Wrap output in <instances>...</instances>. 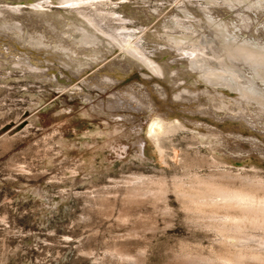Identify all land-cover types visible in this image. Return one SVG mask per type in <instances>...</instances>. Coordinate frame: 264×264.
I'll list each match as a JSON object with an SVG mask.
<instances>
[{"label":"rangeland","instance_id":"1","mask_svg":"<svg viewBox=\"0 0 264 264\" xmlns=\"http://www.w3.org/2000/svg\"><path fill=\"white\" fill-rule=\"evenodd\" d=\"M85 8L106 28L113 26V31L127 26L128 31L120 32L138 37L151 59L169 57L177 69L192 62V49H206L202 43L213 31L228 36V43L221 46L229 54L234 44L238 47L234 51L250 42L264 49V0H103L99 6ZM242 15L257 25L242 22ZM121 18L128 20L121 22ZM157 26H168L158 32L160 41L149 36L157 33ZM20 66L0 67V264L261 263L253 255L264 250L263 229L252 228L242 239L232 240L211 224L223 214L216 218L204 214L197 204L177 197L175 187L179 182L190 185L197 177L240 188L248 178L257 176L263 184L264 123L248 130L237 123L238 131L229 128L232 120L224 121L226 113L218 126L194 110V116L188 118L195 119V124L231 136L237 135L235 131L243 134L244 142L237 139L240 152L236 156L241 158H225L228 144L219 143L224 149L220 152L215 140L194 126L166 135L162 152L147 143L144 131L153 114H161L153 113L155 106L149 109L152 113L146 107H136L135 113L126 108L111 113L94 111L89 99L64 92L46 75L45 80L34 78V69ZM217 70L223 73L219 68L210 72ZM131 80L147 82L129 78L130 84L122 88L135 85ZM155 83L160 81L149 84ZM224 88L229 101H237L227 90L233 87ZM263 88L257 90L264 93ZM260 97L264 101V95ZM227 107L235 118L249 115L237 104ZM214 156L220 165H212ZM165 188L163 198L159 190ZM139 189L142 195H138ZM157 189L161 199L154 195ZM149 191L155 192L154 198L144 196ZM226 241L231 243L226 245Z\"/></svg>","mask_w":264,"mask_h":264},{"label":"bare ground","instance_id":"2","mask_svg":"<svg viewBox=\"0 0 264 264\" xmlns=\"http://www.w3.org/2000/svg\"><path fill=\"white\" fill-rule=\"evenodd\" d=\"M102 2L103 0H0V26H3L2 29L0 28V67L4 68L17 63L34 69L31 70L34 78L45 80L47 76L48 80L59 85L64 92L79 95L84 97V100L89 99L90 103L95 106L94 111L111 113L126 108V110L131 109L135 113L137 112L136 107H146L149 110L155 106V110L152 109L153 113L158 111L161 114H153L144 131L147 143L155 145L162 152L164 147L161 143L166 135L187 126H194L206 137L210 136L215 140L216 147L220 152H224V149L219 143L228 144L229 151H225V158L235 159V161L241 158V156H236V153L240 152L237 148V144H239L237 139L240 140L239 142H244L243 134L237 131H235L236 136H231L227 132L221 133L218 130L210 129V127L195 124V119L191 120L188 115L194 116L195 112L193 113V111L195 110L199 115L215 120V123L220 125V122L223 121L221 115L226 113L224 121L232 120L234 123H230L228 126L233 130L238 126L246 129L253 124L264 123V101L260 97L264 93L257 90L258 87L263 88L262 82H264V49L260 48L261 44L245 43V41L244 48L246 47V49L234 51L235 44L232 46L233 43L231 44L230 40L229 44L233 51L232 54H229L228 49L225 50L221 46L224 41L228 43V36L224 35L225 33L218 31L221 35L213 31L211 34H207L208 40L206 39L202 43L206 49H192V62H188L189 66H180L177 69L174 68L176 62L168 60L169 57L156 56L151 59L139 45L138 37L133 39L131 34L125 35L122 33L123 31L120 32L121 30L128 31L127 26L120 28L116 26L117 28H114L113 31V26L109 25L110 28L112 27L109 30L110 28L102 25L96 14L87 11L90 8H85L99 6ZM126 5L128 4L126 3ZM129 7L126 6L130 12L131 8ZM97 11L100 10L97 9ZM244 13L246 11H243V15H245ZM243 15L242 22L254 24L250 23V17H243ZM236 17L239 19L241 15L237 14ZM161 19L164 18L161 17ZM127 20L120 19L121 22ZM143 20L145 21V19ZM149 21H146L147 26ZM174 21H178V19ZM242 22L240 21L239 24ZM256 22L254 25H257ZM167 27L157 26V33H150V38L160 41L162 37L160 38L159 34L161 33L158 32ZM228 27L227 31H229ZM148 29L144 31L147 32ZM1 30L9 33H2ZM204 35L206 36V34ZM141 36L142 34L139 38ZM197 37H201V35L197 34ZM211 42L214 43L213 47L210 46ZM243 45L240 47L242 48ZM260 50L262 53L259 52ZM177 64L176 66H178ZM44 66L45 68H43ZM218 68L223 70V73L218 70V72H214ZM210 70L214 71L210 72ZM132 75L134 76L132 77ZM138 77L147 82L139 83L131 80L135 85L122 88L123 85L129 83V78ZM191 77L195 78L194 82L195 80L197 82L193 83ZM155 80L160 81L163 85L160 83L149 84ZM201 85L204 88L200 90ZM227 85L233 87V90H227L232 91L238 97L237 101L233 99L229 101L231 98L224 94L223 89ZM177 92L179 96H177ZM99 96L103 101L96 100ZM189 97H193V99H189ZM227 100L228 102H226ZM231 104H237L244 113H249V115L242 117V114L236 118L230 116L234 111L228 109L227 106ZM142 110L144 109L142 108ZM149 112L152 113L151 110ZM180 112L184 116L178 115ZM173 116L176 117L173 118ZM237 123L239 125L235 127ZM259 126L258 128H261L263 125ZM232 140L237 142L230 144L229 141ZM250 144L252 143L250 142ZM142 145L144 146V143ZM259 147L263 148V145H259ZM219 163V158L214 156L212 165L218 166ZM256 177H250L252 178L250 181V178L248 180L245 178L247 181H242L243 185L240 188L228 187L212 180H202L197 177L190 185L179 182L180 184L178 183L175 189H177V197L179 196L182 201L188 202V204H197L199 209L205 210H203L204 214L215 218L217 215L223 214V217L216 218L217 223L214 219L215 222L211 221L212 226L229 234L232 240H240L252 228H261L264 231V183L262 184V180L260 181V178L258 180ZM163 185L165 186V184ZM161 186L157 188H162ZM163 189L159 190L160 193L158 189L155 190L156 193L153 192L156 198H160L159 195L163 198L166 196L165 191L168 189ZM140 190H137L138 195L140 192L141 195L143 193V190ZM148 193L144 196L154 198L152 192ZM230 243L231 241L225 242L226 245ZM258 252L253 255V259L264 264V253H261L264 250Z\"/></svg>","mask_w":264,"mask_h":264}]
</instances>
